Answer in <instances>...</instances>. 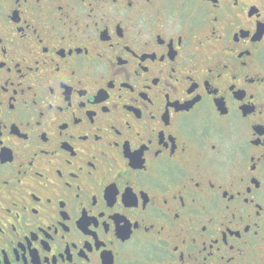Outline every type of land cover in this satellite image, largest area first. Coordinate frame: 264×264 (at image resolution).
<instances>
[{
    "label": "flooded vegetation",
    "instance_id": "1",
    "mask_svg": "<svg viewBox=\"0 0 264 264\" xmlns=\"http://www.w3.org/2000/svg\"><path fill=\"white\" fill-rule=\"evenodd\" d=\"M0 264H264V0H0Z\"/></svg>",
    "mask_w": 264,
    "mask_h": 264
}]
</instances>
